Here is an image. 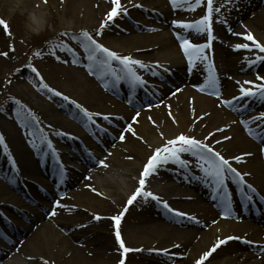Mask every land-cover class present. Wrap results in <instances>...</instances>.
<instances>
[{
  "label": "bare ground",
  "instance_id": "obj_1",
  "mask_svg": "<svg viewBox=\"0 0 264 264\" xmlns=\"http://www.w3.org/2000/svg\"><path fill=\"white\" fill-rule=\"evenodd\" d=\"M38 1L40 2L43 0H20L18 4L29 5L36 9L34 4ZM50 1L54 2L55 0ZM57 1L62 7L63 12L60 21L62 30L77 31L85 28V26H89L87 27L88 32L92 34H95L96 30L100 28L101 22L105 19V10L108 9L109 11L113 6L111 0ZM218 1L221 0H214V3L216 4ZM258 1L261 2V0H237L231 2V4H233V2H241L242 5L241 8H237L236 6L234 7V11L231 16L232 31H234V33L251 31L256 40L264 43V10L261 11L254 19H250L249 16H247L249 15L248 10L245 11V9L251 8L256 4L255 2ZM227 2L228 0H224L225 4H227ZM121 3L128 8V13L132 14V16H135L134 13L138 8L147 9L150 13L152 11L163 13L165 17L173 16L172 10L168 7V0H121ZM187 3H194V0H191L190 2L188 1ZM40 5L42 6L43 3L40 2ZM37 8H39V6H37ZM40 8L36 9V12L38 14V21L42 22L45 18V14L43 10H41L42 8ZM183 9L184 7H180L177 11L184 12ZM192 12L193 11H185V14L186 16L196 15V13L193 14ZM120 17L124 16L121 15ZM66 24L67 26H65ZM219 30L224 35H222V38L226 49L224 52L217 50V61L225 64L226 68L232 71L234 70V65H237V68L239 69L238 74L239 72L240 74L251 72L250 70H253L256 64H247V56L253 52H255L256 55H264V53H260L259 50L255 48L251 50L233 48V44L247 41H245L242 36L237 37L233 33L232 34L234 36H232V34H226L223 26L222 28H220V25L216 26V32ZM115 35H119V37L116 38L114 37ZM99 38L101 43H104L102 40L105 38V43L107 44L106 46L109 48L123 55L130 54L134 58H141V60L150 65L151 68L156 67L157 69L164 70L167 69L165 66H169L170 72L172 71L177 78H180L183 81L188 80L193 83L199 80L200 74L203 71L201 69H196L194 66H188V64L184 62L180 48L176 45L174 40L170 38L168 33L165 34L163 32H159L156 35L141 36L133 34L129 37L124 33H118V30L110 25L104 29L103 35ZM215 40L216 37L214 41ZM161 47H163L164 50L167 49V51L159 56L147 54V56L141 57L140 55L143 52H150V50L155 51ZM239 54L242 56L240 55L239 57ZM156 62H159V65H157ZM188 67H193L190 73L187 71ZM260 69H264V62L261 63ZM238 74L234 75V79L232 80H227L224 77V79L220 81L219 88L222 89V91H225L223 94L224 100L230 101L232 97L239 93V85L237 84V81L243 83L245 80L241 78L240 75L238 77ZM79 82L81 81L79 80ZM82 83V88H80V86L72 88L73 93L78 92L75 96L71 95L74 97L73 99L84 105L93 113L100 112L103 114H110L112 119L118 118V121L116 120L115 122L119 124L120 129H123V122L130 121L132 117V115L128 117L130 109L124 103L119 105V100L111 99L107 96L108 94L106 95L103 92H99L97 85L91 79H82ZM23 86L25 89H28L27 85L24 84ZM69 86H71V84H68L65 88L69 90ZM164 94L165 95H162L161 99L164 101L163 105L141 111L140 117L137 118L138 123L134 124V128L136 129L138 135L143 137V140L135 138L130 139L128 136L127 144L125 146L118 144L123 151L121 153L118 151L114 152V159L112 160L114 166L117 165L118 167H124L125 169V166L132 165L134 167L133 169H135L138 165L137 159L133 161V159H128L129 156L127 157L131 151L135 150L138 156H144V158H147L151 151L155 147L160 146L165 139L171 138L181 132L193 135L198 139H203L209 132H213V136L209 137L207 142L211 143L213 140H220L221 142L219 144H214L213 146L226 156L240 155L242 153L250 152L255 153L251 149H255L259 145L253 142L250 137L248 138L241 134V132H239V130L235 127L229 131H224L223 126H225V123L230 122L237 117L229 109L227 111L225 108H221L214 102L215 100L208 97H202L204 94L199 91H192L189 87H184L182 93L178 95H172L170 92ZM187 94L192 97H190V99L189 97L187 98ZM37 97L38 98L35 99L36 105L38 107L40 106L39 108L43 109L46 113L51 112L53 122L50 123H52V125L54 123L56 124L54 128L66 131L69 135H74L73 137L80 138L82 142L85 140L79 132V128L77 126L67 120V118H64L61 114L59 115L57 110L53 113L50 105L44 103L43 101L41 102L39 96ZM86 104H92L91 106H94V108L91 109ZM166 105L170 106V109L166 107ZM74 109L70 108L71 112H77L78 109ZM64 110L67 112L69 111L68 109ZM169 111H171L172 116H169ZM221 115H224L223 117L226 120H222L223 117ZM149 116H151L152 120L156 122L155 124L149 121ZM196 116H200L201 119H195ZM173 117L175 120H173ZM95 118H103V116H94V119ZM216 129L223 130L215 131ZM5 130L7 133H10L9 127L5 126ZM161 132L164 134L163 137L160 135ZM230 134L232 137H230ZM14 135L15 133L12 132L16 160L19 162L18 168H16L18 173L17 177L21 181H25L31 191L35 189L37 183L40 184L39 178H43V174L39 170L37 163L27 152L26 146H23L22 142ZM223 136H228L230 139L221 140ZM73 137H71L70 140ZM241 137L242 140L244 138V144L241 142ZM107 144L108 149H110L113 145L112 142H107ZM149 145L152 147L150 148ZM237 146L248 148L250 150L242 151L237 148ZM102 153V155H105L106 151H103ZM237 164L241 172L249 174L245 177L248 179V182L254 184L264 195V167L261 161H257L255 156L251 154L244 157L243 162ZM14 166L17 167V164H14ZM51 166L52 169L57 167L56 164H52ZM167 169L168 167L163 168L162 174L164 175V178H166ZM128 170L133 175L136 174L133 170L131 171L129 168ZM138 174L139 173L137 172L136 175ZM81 180L82 179L72 180L70 188L77 186V189L74 193H72L70 189V192L65 195L68 197L70 196L71 199L65 201L67 199L65 198L60 201L61 199L58 198L57 201H60V204L64 205L67 209H70L73 206L77 207V205H79L83 208L85 207L87 211H93L95 215L97 212L106 210L112 206H120L124 208V206L119 205V201L114 199V196L119 195L122 191L125 192V190H129L132 186L133 189L137 187V185H134L133 182H123L114 176H104L88 182H83ZM67 185L68 184L65 183V187H61V189H67ZM1 186L2 184L0 183V187ZM205 186H201V189L198 187V190L203 194L205 193ZM93 188L96 189L95 192L100 195L101 199H98L90 194V191H93ZM159 190L160 191L156 195L160 196L163 200H169V202L173 205L172 208L188 213L190 216H195L198 222L190 220V224L193 229L186 228L187 230H182L170 227V225L164 223L161 225H155L151 220L141 217L136 220L139 225L136 228H130L125 232V235L122 236L126 247L133 249L134 251L144 250L146 252H156L150 251V249H167L166 255L170 262H162L161 264H194V261L198 259L204 251L211 247L217 237L223 238L225 235L242 236L248 240L256 242L254 243V247H251L250 249L248 245H240L239 242H236L237 240L229 241L226 245H221L217 248L212 256L204 262V264H264V261L258 260L257 256L253 254L254 252H252V250L264 252V250H262L264 249L263 227L256 228L257 226L253 225L251 222H245L244 224L253 225L255 228H250L249 226L231 221H216L211 218V216H216V214L218 216V213L213 209L212 211L209 204L204 202V200H197L195 197L191 198L192 203H186L184 200H187L190 195L185 194L176 185L172 184L166 188H160ZM1 193L2 191L0 190V206L3 207L5 211L8 209L13 211L14 209L12 208V204L4 200ZM35 194L38 196L36 191ZM251 203L252 200L249 201L248 205L250 206ZM48 206L49 208L51 207L50 204ZM60 217V213L52 216V218H55V222L58 220L59 222L57 223L61 226H67L66 221L60 220ZM0 218L4 222V225H12V227L15 226V224L3 220L1 211ZM38 218L39 217L37 216V221ZM178 221L182 224L185 222L180 218H178ZM124 222L125 219L121 225H123ZM42 224L37 231L34 230L36 231L35 233H31L33 232V229L30 225L20 226V231L16 232L17 237L15 236L16 238L14 237L12 240V250L7 248L1 249L2 253H0V264H45V261H47V264H53V262L54 264H90L84 254H89L91 251L89 249H82V247L79 246L84 243H79L78 247L76 246L75 248L69 247L66 243L59 241L50 223ZM23 237L26 239H23ZM74 239L79 240L81 237L74 235ZM233 242L236 243L238 247L231 249L228 246ZM88 244L89 241L85 242L84 246L88 247ZM175 245H178L179 247H175ZM119 248L118 243L114 241V244L111 243L109 246V252L112 254L116 253ZM134 251H130L128 253ZM1 255H3V258Z\"/></svg>",
  "mask_w": 264,
  "mask_h": 264
},
{
  "label": "rangeland",
  "instance_id": "obj_2",
  "mask_svg": "<svg viewBox=\"0 0 264 264\" xmlns=\"http://www.w3.org/2000/svg\"><path fill=\"white\" fill-rule=\"evenodd\" d=\"M20 0H0V16L5 20L8 24V30L10 35H6L5 31L3 30V26H0V53L7 52V56L0 55V107H2L4 110L0 111V133H2L5 137V142L8 143L7 145V151L4 150L2 146H0V150L4 151V154L6 152L12 154V152L15 150L14 148V138L12 137V132L15 133V137L18 138L19 141L22 142V145H26L27 152L31 155V149H30V138L33 136V129L31 126H25V120L21 117L25 116L24 112H17V109L19 108V104H17V101L20 102V104L26 105L27 109L31 110L32 113L39 119L40 125L39 129L35 131V133L39 134L40 138L41 136H45L46 139L52 140L54 143H57L58 146L62 147L60 148V151H65L66 157H68L70 154L66 153V151L71 150L70 144H65L64 142H68L66 138L64 137L65 133L60 132V135H56V132H52L53 125L56 124L52 121V114L51 112H45L43 109L39 108L36 105L35 99L38 98L41 99L40 101L50 105L51 109L53 110V113L57 110V113L62 115L64 118H67L71 123L76 125L79 128V132L83 134L85 137V143L91 142V136L94 135L98 138L107 139L108 136L110 138V141L112 144L115 145V147H112L107 150L105 155H99L97 158L91 163V164H84L80 160H76V163H74L78 169H80L82 172L73 173L79 177H81V181L88 182L96 178H101L104 176H114L117 179L123 181V182H133L134 185H136V174L139 171V168L141 166V163L144 161V156H138L137 152L135 150L131 151L130 154L127 155V157H132L133 161L137 159V167L133 169L134 167L132 165H128L121 168L117 165L114 166L112 163V160L114 159V152H122V148L118 145L121 144L125 146L127 144V137L129 136L130 139L134 137L126 134V140L124 142H121L118 140V132H120L121 129H118L115 120L113 119H107L104 118H98L97 122H94L93 124H89L86 126V121L84 120V116L80 115L78 116H71L68 118L65 110L62 108L64 106L63 104L66 102L69 104L71 100L74 98L71 95H77L78 92L73 93L72 88L81 86L82 79L87 80L90 79L87 74L84 72V70H81L79 68H75V65L73 66L70 63V53L65 50H63L62 47L58 48L56 55L61 57V60H57L53 55H51L52 48L47 45L57 44L59 45L60 42H63L64 44H67L69 47L73 49V52L77 54L78 56H86L84 48L79 44L78 40L72 39V34H78L82 30H87L89 26H85V28L80 30H62V26H60L61 16L63 14L62 7L60 6L59 2L55 0L54 2H51L50 0H43L40 1L43 3V5H40V2H36L34 5L36 9L40 8L43 10L45 14V18L42 22L38 21V14L37 10L29 5H20L18 4ZM39 6V8H37ZM146 9L138 8L134 15L136 17H124L123 19H118L121 22H124L123 24L126 27V29H129L130 33H125L126 36H131L133 34L137 35H156L155 33L147 32L143 28L142 23L145 18V12ZM264 10V5L262 6H254L253 9H251L250 16L254 19V16H257L260 14L261 11ZM108 9L105 10L107 12ZM145 13V14H144ZM151 23L153 28L149 29H156V27L164 26V29L161 31L163 33H168L170 35V38L172 39V33L169 31L170 22L171 20H175V17L169 18L167 21L161 23L159 20L153 19L154 17L150 16ZM116 20V22H118ZM130 21V22H128ZM115 22V23H116ZM165 23H168L167 25ZM164 24V25H163ZM67 26V24L65 25ZM114 26V24H112ZM232 29V28H231ZM233 30V29H232ZM120 31V30H119ZM128 31V30H127ZM133 31V34H132ZM154 32V31H153ZM67 33V34H66ZM152 33V34H151ZM234 33V31L229 32L228 29L226 30V34L231 35ZM95 35V34H93ZM233 36V34H232ZM114 37L118 38L119 36L115 35ZM100 40V39H98ZM102 40V39H101ZM223 39L218 38L217 41V50L224 52L226 47H224ZM104 43L106 39L104 38L102 40ZM232 41V40H231ZM11 45L12 47L9 48L8 45ZM105 45H107L105 43ZM37 51H40L42 53L41 56L35 55ZM167 49H163L161 47L158 50L150 52H143L141 53V57L149 55L153 56H159L163 53H165ZM241 54L238 56L240 57ZM242 56V55H241ZM244 56V55H243ZM250 56L247 58L249 59ZM141 60V58H138ZM67 60V63H64L63 61ZM144 60V59H143ZM148 62V61H147ZM35 68L39 72V76H36V73L32 71V68ZM138 67V66H137ZM218 67L221 69V71H224V74H222L227 80H230L231 77L233 79L234 75L238 74L239 69L237 68V65H234L233 71L226 68L225 64L220 63L218 61ZM141 75L148 74V71L146 69H139L138 70ZM226 71V72H225ZM264 74V69H257L253 70L252 72L248 73H242L238 74V77L240 75L241 78H252L257 75ZM146 77H148L146 75ZM41 78L43 83H47L50 88H55L57 91L62 92L64 95H67L70 97V100H64L60 96H55L53 93L45 90H39L43 89L41 84ZM79 80L81 82H79ZM92 80V79H91ZM94 81V80H92ZM95 83V82H94ZM177 88H182L184 82H176ZM27 85L28 89H25L23 85ZM68 84H71L70 89L67 90L65 87L68 86ZM99 92H101L100 88L97 87ZM39 90V91H38ZM67 92V93H66ZM176 95L182 93V91L179 92H172ZM173 95V94H172ZM187 98L192 97L189 94L186 96ZM69 101V102H67ZM164 102V101H163ZM215 102V101H214ZM216 103V102H215ZM88 105V104H86ZM92 104H89V108L93 109L94 106H91ZM154 106H161L163 105L161 103V100L159 101V98L156 100ZM149 107L141 108L140 110H148ZM264 108V106L258 107ZM139 110V111H140ZM135 114V113H134ZM133 111L130 112L128 117L130 115H134ZM222 116V115H221ZM224 116V115H223ZM222 116V117H223ZM52 117V118H51ZM222 120H226L224 117ZM130 121H124V127L129 123ZM19 123V124H18ZM229 126L226 127V131L232 129V124L229 123L226 124ZM5 126L9 127V132L7 133L5 130ZM51 126V127H49ZM45 131L48 132H44ZM238 129V127H237ZM241 129V127H240ZM239 130V129H238ZM51 131V132H49ZM240 132V130H239ZM241 132H243V129H241ZM52 133V134H51ZM89 133V134H87ZM11 134V135H10ZM107 136V137H105ZM95 137V139H96ZM138 139V138H135ZM96 141V140H95ZM241 142L244 144V138ZM96 143H98L96 141ZM100 143V142H99ZM77 148V150H81L79 146H73ZM100 147V145H97L96 148ZM237 148L241 149L242 151L245 150L244 148L237 146ZM240 150V151H241ZM71 153V152H70ZM119 153V154H120ZM132 153V154H131ZM73 155V154H71ZM77 155V154H74ZM80 156V155H79ZM104 159L107 163V167L100 166L96 163L97 159ZM255 158L257 161H259V155L258 152L255 151ZM67 159V158H66ZM121 160V158H120ZM71 161V160H69ZM73 161V159H72ZM71 163V162H69ZM14 165V159L13 163ZM3 162H0V183L2 186L0 187L2 193V197L7 202H10L12 204L13 211L8 209L5 211L3 207L0 206V211L4 214L2 218L7 217V219H3L7 222H11L15 224V226L12 227L6 226L2 223V219L0 218V229L5 232L8 236L14 238V235L16 236V232L20 231V226L23 225H30L33 229L31 233H35L37 229L41 226L42 223H50L51 226L54 229V233L57 235L60 242L66 243L69 247L75 248L78 247L79 243H84L89 241L88 247L83 245H79L82 247V249H89L91 253H85L84 256L89 261L90 264H117V261L121 259L120 257V250L116 253L109 252V246L110 244H114V239L111 231V217L115 215L118 210L121 208L120 206L117 207H111L106 210H101L100 212H97V214L100 215L101 219L96 220L94 219L95 213L93 211H87V209L84 207H81L77 205V207H71L70 209H67L64 205H60L57 207L56 204L52 205L50 208L47 206V200L44 197H39L37 199L32 200L30 198V195L24 194L19 188H13L12 183L6 178L7 174V168L3 167ZM38 165V164H37ZM134 172H136L135 175L130 173L128 168ZM72 171V170H71ZM10 172V171H9ZM158 175V174H157ZM157 175H154L150 178L149 184L146 186V190H150L154 193H158L160 188H166L169 186V183L166 181H161V185L157 187L156 183L153 181L154 179H158ZM9 176V173H8ZM159 176V175H158ZM157 177V178H156ZM44 178H39V181L43 183ZM46 184V181H45ZM28 187V186H27ZM47 187L49 190L54 191V188L47 184ZM182 188L187 189V191H190L191 189L187 186H183ZM181 188V189H182ZM25 189V186H24ZM77 189V186H73L71 188V192L74 193ZM133 186L129 188V190L122 191L119 195H115L114 199L119 201V205H123L124 200L128 196L130 192H132ZM162 190V189H161ZM35 191H38L35 187V189L30 191L35 193ZM186 191V192H187ZM50 192V191H49ZM56 192V188H55ZM184 192V191H183ZM184 192L185 194H187ZM71 193V194H72ZM32 196L34 197V195ZM47 194L48 190H47ZM52 195V193L50 192ZM50 194L47 195V198L50 197ZM90 194L94 197L101 199L100 195L97 192L90 191ZM46 196V195H45ZM68 199H71L69 196L65 201ZM153 200H149L148 198H139L136 202V205L131 209L130 213L128 214L127 220L124 222L122 229L123 235H125V232L129 230L130 228H136L139 223L136 222V220L140 219L141 217L149 219L152 221L155 225H161L162 223L170 225V227H175L178 229H193V227L190 224L189 217H181L179 215H176L177 217H180L185 222L182 224L177 220H173L170 218L169 215H172L173 213L169 212L167 209H165L161 204L157 202L153 203ZM186 203H192L189 200H184ZM151 207L153 208L155 206L159 207L160 209L156 208L157 210H154V208H148L149 203H151ZM170 206H173L172 203L168 202ZM43 205V207H42ZM45 208V209H44ZM55 210V213H59V210H63V212H60V220H65L67 223V226H61L58 220L57 222L54 221L55 218L49 219L52 217V211ZM164 212V214H167L166 216L169 217V220H166L165 218L158 217L157 212ZM96 212V211H95ZM83 215V216H81ZM175 215V214H174ZM37 216L38 221L36 220ZM45 217V218H44ZM9 218V220H8ZM213 219H217L215 216H211ZM68 219V220H67ZM40 220V221H39ZM17 225V227H16ZM43 225V224H42ZM19 228V229H18ZM36 230V231H34ZM11 231V232H10ZM14 231V233H13ZM25 233V232H23ZM30 233V235H31ZM29 235V234H28ZM29 235V236H30ZM75 236H80L81 239L75 240ZM17 237V236H16ZM15 237V238H16ZM23 239H26L23 237ZM144 244V243H143ZM146 245V244H145ZM0 251L2 253V248H8L9 250H12L13 244L0 236ZM229 248H237L238 245L236 243H232L228 246ZM3 255H1L2 257ZM3 258V257H2ZM257 259H263L262 256H257ZM162 262L168 263L170 262L168 257L163 254L162 252H146L144 250L134 251L129 256V260L125 264H161Z\"/></svg>",
  "mask_w": 264,
  "mask_h": 264
},
{
  "label": "snow or ice",
  "instance_id": "obj_3",
  "mask_svg": "<svg viewBox=\"0 0 264 264\" xmlns=\"http://www.w3.org/2000/svg\"><path fill=\"white\" fill-rule=\"evenodd\" d=\"M46 2V0H45ZM112 7L109 11L105 14V19L101 22L100 28L96 30L95 35L89 33L87 30H82L78 34H72V39L78 40L79 44L84 48V50L88 53L87 59L90 62L87 67L89 71L99 70L101 79L105 77H110L112 81V86L115 87L117 83L124 80L127 81L128 84L134 89L137 85L143 86L147 82L144 78L137 72V66L140 69H149L151 70L150 65L146 64L144 61L140 59L134 58L132 55H123L119 52L107 47L104 43H101L96 37H100L103 35L104 29L109 27L112 24H115L116 20L121 15L128 14V8L125 7L121 0H111ZM202 0H194V3H187V0H172V4L175 7H184L187 4L189 9L194 8L197 5H200ZM142 7V5H141ZM204 12L203 15H200L199 19L189 22L184 20H175L174 24L183 29L188 30L192 29L196 32L206 33L207 40L203 43H192L186 36L181 35L180 32L176 33L177 39L180 42L181 48L183 53L186 55L189 64H193L194 57L201 60V62L206 63V68L209 73L206 83L200 87L201 91H204L205 88L211 87L213 88L212 95L220 98L222 93L216 88L217 79L215 76V69L212 61L209 58L208 53L205 49H211V42L214 39L213 35V13H220V7L215 6L214 0H206V11L205 9H201ZM226 23V21H224ZM0 26H3V30L5 31L6 35H10L8 30V24L5 20L0 19ZM155 31V29H153ZM229 32H232L231 27L228 28ZM67 34V33H66ZM237 37H243L247 42H240L235 43L232 45L235 49L241 50H251L253 48L259 50L260 53H264V43L259 42L256 40L251 31L246 32H236L233 33ZM250 42V43H248ZM52 48L51 55H53L57 60H61V57L56 55L58 48L62 47L63 50L67 52H73V49L69 47L67 44L60 42L59 45L52 44L47 45ZM9 48L12 46L9 44ZM0 55L7 56V52H2ZM37 56H41L42 53L37 51L35 53ZM254 56L253 59H246V63L249 65H253L255 63L264 62V55H256L255 52L252 53ZM67 63V60L63 61ZM159 65V62H156ZM117 64L120 66L119 70H117ZM32 71L36 73V76H39V72L33 67ZM170 71V69H169ZM95 74V73H94ZM154 75L157 73H153ZM259 81V83H257ZM42 88L53 93L56 96L62 97L64 100H70V97L64 95L62 92L57 91L55 88H50L47 83H43L41 78ZM104 83L107 85L109 81L104 79ZM239 85V94L238 96H234L231 99H244L247 97H260L264 99V75H257L256 80H249L244 81L241 83L237 81ZM248 85V86H245ZM176 91H181V89H176ZM175 95V93H172ZM226 105H230L231 101L223 100L222 101ZM71 103L79 109L83 116L90 122H94L93 118L103 116L105 120L110 118V114H103L100 112L93 113L84 105L78 103L76 100L72 99ZM163 103V101H161ZM19 104V108L17 112H24L25 116L21 117L25 120V126H31L33 131L35 132L39 129L40 121L39 119L32 113L31 110L27 109L26 105ZM154 107V105H149V108ZM170 109V106L166 105ZM4 109L0 107V111ZM194 112V109H193ZM169 116H172L171 111H169ZM141 112L137 111L131 117V122H129L123 129L120 130L118 135V140L124 142L126 140V133L134 138H138L143 140L142 136H139L136 129L134 128V124L138 123V117H140ZM206 115V114H205ZM149 121L153 124L156 122L152 120V117H148ZM195 119H201L200 116H196ZM253 119L260 120L261 123H264V112H260L257 117L249 118L248 121H244L243 123L247 126ZM173 120L175 118L173 117ZM51 127V126H49ZM224 127H228L225 125ZM223 129H216L215 131H222ZM251 131V130H250ZM161 137L164 136L163 132L160 133ZM213 136V132H209L207 136L203 139H198L193 135L185 134L181 132L172 136L171 138H167L160 144V146L155 147L151 153L147 156L145 163L142 165L141 171L138 176V183L135 190L131 193V195L127 198V201L124 205L122 211L119 212L117 215H113L111 219L114 221L115 224V238L119 243V247L123 250V253H128L130 251H134L125 246V242L122 239L121 232L119 230V226L122 220V217L125 215L126 211L128 210V206L133 205V203L138 198H150L152 200L157 201L161 204L165 209L169 212L179 215L181 217H190L193 221H197L195 216H190L188 213L180 212L178 209L172 208L167 201L163 200L160 196L154 194L150 190H146V185L148 183L149 178L154 175H157L159 171L163 168H166L169 164L177 165L180 169H187L189 165L192 163L190 160L184 159L185 154H190L191 157L196 158V166L201 168L204 176L206 178H210V182L213 186V191L217 192V196L219 197L220 201L223 204V209L221 215L224 218H231L232 217V205L231 201L228 199L227 192H220L217 190H221L226 188V181L231 180L232 182L240 185V192L241 195L244 197L245 200L251 201L253 196L250 193H256L257 189L249 183L245 177L249 175L248 173H243L239 171L236 167L233 166V163L230 161L241 163L243 162V158L251 155V153H242L240 155H233V156H226L221 153V151L217 150L214 147V144H219L220 140H213L211 143L207 142L209 137ZM230 137L223 136L221 140H228ZM42 142H46L48 147H52L51 141H48L45 136H41ZM35 146V143L33 141ZM0 146L7 151V144L5 143V137L2 133H0ZM112 147H115L113 144ZM151 148L152 146L149 145ZM128 159H132V157H128ZM96 163L100 166L107 167V163L104 159H97ZM62 167V174H63V166ZM245 187L249 191H245ZM96 191V189H92ZM216 197H214L215 199ZM57 206H60V201H56ZM52 215H55V210L52 211ZM96 220L101 219L99 214L94 215L93 217ZM239 219V217H237ZM198 222V221H197ZM215 222V221H214ZM232 240H241L246 244H254L256 242L252 240H248L242 236H233V235H225L223 238L217 237L215 242L211 245V247L204 251L198 259L194 261V264H204L205 261L212 256V254L219 248L221 245H226L229 241ZM175 247H179L175 245ZM264 250V249H262ZM150 251L156 252H164L167 253V249H150ZM43 259V258H41ZM47 264V261H45ZM54 264V262H53ZM119 264H125V260L122 258L119 261Z\"/></svg>",
  "mask_w": 264,
  "mask_h": 264
}]
</instances>
